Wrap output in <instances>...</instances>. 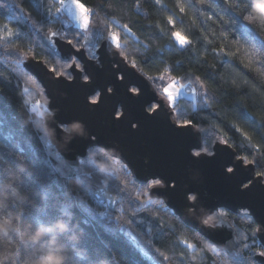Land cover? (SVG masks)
<instances>
[{
  "label": "trees",
  "instance_id": "16d2710c",
  "mask_svg": "<svg viewBox=\"0 0 264 264\" xmlns=\"http://www.w3.org/2000/svg\"><path fill=\"white\" fill-rule=\"evenodd\" d=\"M82 1L93 13V35L106 37L109 32L116 31L122 45L119 50L128 56L126 61L130 65L133 60L137 61L139 72L157 77L167 65L184 88L197 90L195 98L194 94L181 95L176 100L175 120L188 119L194 112H199L198 119L208 131L207 139L219 137L227 140L239 157L258 161L256 172L264 171V141L260 140L264 135L261 127L264 122V48L245 35L249 30L258 39H264V31L261 30L264 13H258L259 9L251 12L253 20L248 24L243 21L240 8L232 11L224 0H207L211 8L197 4L196 0H161L159 5L155 0ZM39 2L0 0V35L5 32V25L19 33L8 41L0 40V194L8 197L5 201L7 207L0 209V217L18 214L20 221L13 220V223L29 233L41 227L51 228L42 243L55 238L63 246L60 254L68 257L67 264H150L144 252L155 256L154 248H160L174 261L183 252L188 257L186 264H224L225 260L231 264V257H225L222 252L219 255L206 250L201 253L203 245L198 244L195 252L186 249L181 239L187 238L195 243L190 237L197 231L184 222L182 226L176 222L166 204L165 207L150 206L135 218L125 212V219L132 218L135 223L128 225L123 220L117 223L115 217L120 215L117 208L123 201L118 188L122 186L121 181H127L129 177L121 167L124 164L121 160L113 158L116 168L120 169L116 171L111 160L101 158V154L111 157L101 148L99 152L90 151L88 159L95 162L99 175L119 177L115 181L103 180L105 186L109 183L114 185L109 193L116 198L115 205H108L94 194L95 190L85 192L86 182L77 176L69 178L66 186L62 183L60 187H49L57 164L55 155L49 156V151L60 153L45 134L44 116L33 112L29 106L30 100L39 98L43 103L49 102V98L39 80L23 64L17 66V60L35 57L61 71L65 62L44 42V33L48 27L65 34H77L81 30L70 21L67 10L56 13L59 6L56 0H43L52 6L53 15L57 17L54 23L45 25L34 7ZM231 2L240 4V0ZM180 4L186 6L184 12H180ZM18 5L31 13L30 19ZM249 11H244L243 15H248ZM168 16L173 17V24L168 23ZM33 21H36L35 27ZM125 24L131 29L130 33L123 28ZM41 26L43 32L38 31ZM172 31L186 35L192 41L191 46L181 48L174 43L170 37ZM197 76L213 96L210 106H201L199 93L205 89L200 88ZM189 80L193 82L189 84ZM151 82L163 95L162 88L167 79ZM25 88L28 92H24ZM42 137L47 138V143ZM69 205L75 207L70 209L71 216L65 217L63 209ZM123 206L128 207L126 202ZM101 212H107L112 218L101 217ZM153 214L159 217V221H152ZM232 222L248 237L238 242L236 250H240L244 257L251 256L255 264H259L254 259V252L264 250V246L257 235L252 234L257 224L234 213ZM58 223L66 226L63 232L56 228ZM173 223H176V230L167 227ZM29 224L31 228L26 229ZM149 228H152L151 233ZM9 236L13 241L18 239L14 231L10 230ZM149 240L151 244L147 243ZM243 243H247L252 251L242 248ZM19 247L23 249L24 260L32 255L36 246ZM192 256L196 258L191 259Z\"/></svg>",
  "mask_w": 264,
  "mask_h": 264
},
{
  "label": "snow or ice",
  "instance_id": "6c2138e0",
  "mask_svg": "<svg viewBox=\"0 0 264 264\" xmlns=\"http://www.w3.org/2000/svg\"><path fill=\"white\" fill-rule=\"evenodd\" d=\"M56 3L59 5L56 7V13H61L64 10L69 11L72 14L73 19L77 22L78 27L82 30L83 38L87 41L85 45H80L79 36L80 33L74 35L71 39H68L64 32L60 30H53L52 27H48L47 31L44 33V39L50 45H55L57 39L60 41H65L67 44L71 45L75 48L76 52L79 53L82 48H86L90 53L88 59L93 60L100 64V57L98 54V49L102 46L101 41H107V47L111 50L112 47L119 50L122 48L120 43L119 35L116 31H111L108 33V36H103L102 34H96L95 39H91L93 33L91 31V17L93 15L92 10L86 7L85 3L82 0H56ZM157 5L161 4V0H155ZM196 3L202 6H207L209 8L212 7L211 4L207 3V0H196ZM224 3L227 4V7L232 11H236L237 8H240V14L242 16L243 21H246L248 24L252 23V13L249 11L248 15H243L244 11L251 10L254 3L258 6V13H264V0H240V4L234 5L231 0H224ZM242 5V8H241ZM194 6V5H193ZM21 12H27V10L18 5ZM37 14L40 19L44 22V24L54 23L57 19L56 16L53 15L52 6L45 4L43 0H40L39 3L34 5ZM185 5L180 4V12L185 11ZM27 18H31V13L27 12ZM206 19H210V17H205ZM167 21L169 24H173V17L168 16ZM33 26H36V21H33ZM5 32L3 35H0V40L8 41L14 36H18L19 33L14 31L12 27L9 25H5ZM123 28L127 30L129 33L131 29L127 24L123 25ZM264 31V26L261 28ZM38 31H44L43 26L38 28ZM246 36L250 37L251 41L259 42L260 47L264 48V39H258L256 35H254L251 31H246ZM170 37L174 39V43H178L181 48L189 47L192 44V41L186 36L182 35L180 31H172L170 33ZM255 49V45H253ZM223 51V49H221ZM120 56L123 57L124 60H128V56L125 55L123 51L120 52ZM25 57H20L17 60V66L23 64L25 61ZM40 62V61H38ZM59 61H57L58 63ZM44 63H47L45 61ZM251 64V60L249 61V65ZM26 67V65H25ZM63 70L58 71L55 67L47 68V72L53 74L55 80H64L68 83L74 84L77 81V75L79 76V81L83 82V85H87L90 81V75L86 71V69L79 63L76 56L72 55L70 59L66 60L63 64ZM132 67H137V61H132ZM71 69L72 71H68ZM143 75L147 76L148 80L158 79L164 81L167 79V84L162 88L163 98L166 101V104L161 102L152 103L147 101L143 104V111L147 117H151L152 119L157 118L162 113L168 120V116L170 112H165V109H170L171 111H175V103L177 97L180 95L181 89L184 87L183 84L177 79L176 76L171 74V71L167 65L163 67L160 75L157 77H153L148 75L147 73H143ZM31 79V78H30ZM124 77L121 76V81H123ZM196 81L200 83V88L205 89L204 83L201 81L200 77H196ZM193 81L189 80V84ZM114 84L113 88H108L106 92H112V97H107L106 99L111 101L114 98L115 102L110 105L108 108V113L111 115L114 121H122L127 120L129 126L133 130H138L140 126V122L133 118V105L135 102H138L140 99V95L142 94L141 90L137 87L129 88L122 84L118 83ZM123 89V92H121ZM24 92H28V89L25 88ZM192 92L195 95L197 94L196 89H192ZM201 97V106L207 107L210 106L209 101L213 100V96L209 95L208 91L205 89L204 91L199 93ZM90 99V104L88 103ZM100 100V94L96 93L95 95H89L86 97L85 104L86 106L93 112L97 111L99 108L98 101ZM145 104L147 107L145 108ZM92 105H96V108H92ZM119 105L120 109L117 108ZM195 109V104L193 105ZM31 109L36 113H47L50 111L48 101H44L43 103L37 101L35 104L31 105ZM42 109V110H39ZM199 112H194L193 116L188 119H180L173 120L170 123L173 129L178 131L182 137L185 147H187V155L194 163H202L207 159L215 158L218 154L219 145H226L228 141L222 138L217 137L216 139L209 140L207 139L208 131L202 126V121L198 119ZM246 118V117H245ZM34 123H36L34 121ZM84 123V122H83ZM254 123V121H253ZM85 124V123H84ZM86 125V124H85ZM199 125V126H198ZM63 129V125L59 126ZM87 127V125H86ZM261 127L264 128V122L261 123ZM47 143V138L42 137ZM88 139L92 142L88 145V152L100 151V146H97L94 142L97 140V137L89 132ZM260 140L264 141V135L260 136ZM107 147V146H104ZM88 152L82 154L80 157L75 159L67 160L62 155L58 153H53L49 151V156L55 155V159L57 164L53 169V174L51 176V186L60 187L63 183V186L67 185V181L69 178L73 176H77L86 182V186L84 187L85 192H93L95 195H103L108 197L109 203L115 205L116 200L109 196V189L114 185L108 184L104 185L103 180L107 179L109 181H115L119 177L115 175L104 174L103 176L99 175L98 169L95 168V162L93 160L88 159ZM101 158L105 160H111V165L115 168L116 171H119V168H116V161L108 157L106 155L101 154ZM243 161L244 165H255L259 166L257 160L248 159L247 157L240 158ZM121 167L126 171L129 179L127 181H121V187L118 188L119 192L123 194L122 204L117 208V211L120 215L115 217L117 223L121 220L128 225H132L135 223L134 219L137 217L139 213L144 212L150 206L156 205L160 207H165V199H160L159 197L162 195L161 189H167L169 193H176V189L179 186L178 180L179 178L173 175H141L136 172L134 168L131 167L129 163H124ZM221 168L223 171V177L225 180L236 184L238 191L244 193H252L259 186L260 181H253L248 178L247 182L245 179L239 178L235 161L233 163H222ZM199 172V170H197ZM256 176L260 178H264V171L256 172ZM91 178V179H89ZM91 184L90 187L87 184ZM131 185V187H130ZM15 191V190H13ZM193 191V190H189ZM187 194H184L182 199H187ZM126 202L128 207L125 208L123 203ZM80 203H83L81 201ZM75 207V205L66 206L63 209V213L65 217L71 216L70 209ZM205 207H207V218L205 220V224L207 229L205 230L201 228L200 232L191 234V239L195 241V243L189 242V239L182 238L181 243L185 246L186 249L196 251L198 244L203 245L205 241H209L212 246L213 255H219L221 252L225 257H231V264H255V261L249 257H244L241 255L240 250L233 251L239 247V241L247 240L248 237L244 235L237 227L235 223L232 222V213L230 210L226 208L225 205H216L212 208H209L205 203ZM172 216L176 218V222L180 223L181 226L183 221L179 216H177V210L174 208L168 209ZM128 212L130 217L125 219L124 213ZM101 217H107L111 219L112 217L108 216L107 212L99 213ZM236 215L241 217H246L252 224H256V220L253 219V210L247 205H241L236 210ZM152 221H159V217L156 215L151 216ZM143 221H141L142 223ZM163 227V225H160ZM122 227V225H121ZM170 230H176V223L168 225ZM226 230H231L226 233ZM149 233L152 232V228L148 229ZM264 231V223L259 222V225L253 228L252 234L255 236L257 232ZM183 236V232H182ZM220 237V238H218ZM147 243L151 244L152 241L149 240ZM242 248L249 249L251 252L252 249L249 248L247 243H243ZM17 252L20 253L21 264L23 262L24 252L21 247L16 249ZM204 248H200V252L203 253ZM154 253L156 254L154 257H150L155 259V264H186L188 257L185 253H181L179 258H176L175 261L173 257L165 255L164 252L160 251V248H154ZM147 255V253H145ZM254 255H258L260 257H264V250H258L254 252ZM195 256H192L191 259H195ZM224 264H228V261L225 260Z\"/></svg>",
  "mask_w": 264,
  "mask_h": 264
},
{
  "label": "water",
  "instance_id": "95a60500",
  "mask_svg": "<svg viewBox=\"0 0 264 264\" xmlns=\"http://www.w3.org/2000/svg\"><path fill=\"white\" fill-rule=\"evenodd\" d=\"M44 42L48 44L45 39ZM107 43V41L103 42L98 50L101 59L99 65L88 59L84 49L77 53L75 48L67 44L66 40L57 39L54 46L48 44L62 61L66 62L74 55L83 63V67L90 75L87 85L79 81L78 75L74 84L64 80H55L53 74L47 72L49 66L41 59L29 57L23 63L24 67L26 65L25 69L39 80L49 98L48 105L54 112V116L47 119L44 117V128L47 126L54 130L55 139L50 138V140L60 155L71 160L88 152V145L92 143L88 139L90 132L97 137L94 142L97 146H100L112 158L129 163L138 174L178 177L179 186L176 193L161 189L162 195L159 198L167 197L166 206L176 209L177 216L192 230L197 232H200L201 228L210 230L207 226L201 225L199 220L208 212L205 203L209 208L225 205L234 214L241 205H247L253 210V218L257 226L259 222L264 223V182L263 178L256 176L255 165H244L241 157L229 143L217 144L219 149L215 158L207 159L202 163H194L187 155V147L184 145L182 135L169 123L175 120L174 111L165 109V112H170L169 122L164 113L152 119L147 117L143 111V104L147 101L166 104L163 95L157 92L154 83L148 80L147 76L120 56L119 50H113L115 57L112 61L106 60L103 48ZM69 71L72 70L69 69ZM121 76L124 77L123 81H121ZM116 83L118 87V83H122L129 90L137 87L142 92L139 101L132 106L133 118L140 122L138 130L131 129L127 120L114 121L107 112L116 98L109 101L105 93L107 97H112L113 93L106 92V90L113 88ZM96 93L100 94L99 108L93 112L86 106L85 100L90 94L95 95ZM88 103L90 104V99ZM91 107L96 108L97 106L92 105ZM117 108L123 110L119 108V105ZM77 122L83 125V135L71 130ZM60 125H63V129L59 127ZM65 141L67 142L66 147H61ZM233 161L239 170V178L245 179L246 182L248 178L260 181V186L254 192L250 194L240 192L236 184L224 179L221 164H230ZM184 194H187L189 198L182 199ZM193 195L196 197L194 202L190 200ZM99 196L108 205H113L109 203L108 197ZM109 196L116 200L110 193ZM229 231L231 230H226V233ZM256 235L264 246V231L257 232ZM150 257L154 256L147 253L146 260L150 264H155V259ZM254 259L259 264H264V257L255 255Z\"/></svg>",
  "mask_w": 264,
  "mask_h": 264
},
{
  "label": "clouds",
  "instance_id": "9594fccd",
  "mask_svg": "<svg viewBox=\"0 0 264 264\" xmlns=\"http://www.w3.org/2000/svg\"><path fill=\"white\" fill-rule=\"evenodd\" d=\"M258 10L256 3L253 4L251 12L255 13ZM253 20V19H252ZM264 23V21H262ZM46 119L53 117L54 112L50 110L47 113H40ZM77 134L83 135V125L78 122L71 129ZM45 134H47L51 139H55L54 130L45 126ZM66 141L64 144H61V147H66ZM6 187H11L7 185ZM8 197L4 194H0V209L7 207L5 201ZM196 197L193 195L190 197L191 201H195ZM207 214L203 217H200L201 225L206 226L205 220ZM21 217L13 214L4 215L0 217V264H21L20 253L16 249L20 245H35L32 255L27 259H24L22 264H67L68 257L60 254L63 251V246L59 245L58 241L55 238H51L46 242L42 243L43 238L47 232L52 231L51 228H37L35 232L29 233L27 230H21L19 224H14L13 220L20 221ZM31 228V225H26V229ZM56 228L63 232L66 226L62 223H58ZM14 231L17 234V241H13L9 236V231ZM203 248L207 252L212 251V246L210 243L205 241L203 243ZM58 249L60 251H58Z\"/></svg>",
  "mask_w": 264,
  "mask_h": 264
},
{
  "label": "flooded vegetation",
  "instance_id": "af4514ba",
  "mask_svg": "<svg viewBox=\"0 0 264 264\" xmlns=\"http://www.w3.org/2000/svg\"><path fill=\"white\" fill-rule=\"evenodd\" d=\"M80 36H79V39H80V45H85L86 43H87V41L86 40H84V38H83V34H82V31H80ZM66 36H69L70 38H72L74 35H76V34H69V32H67V34H65ZM95 37H96V35H93L92 37H91V39H95ZM103 42H105V41H101V45L103 44ZM107 45V44H106ZM105 45V47L103 48V51L105 52V58H106V60H113L114 59V57H115V53H114V51L113 50H115V48L114 47H112L111 48V50H109L108 49V47ZM101 48V47H100ZM99 48V49H100ZM82 49H84L86 52H87V55H88V57H89V55H90V53L88 52V50L86 49V48H82ZM98 49V50H99ZM120 51V50H119ZM121 52V51H120ZM98 54H99V52H98ZM99 57H100V54H99ZM77 58V57H76ZM77 60H78V58H77ZM79 61V63H81V61L80 60H78ZM100 61H101V59H100ZM81 65L83 66V63H81ZM66 129H69V128H67V127H65ZM115 159V158H114ZM116 159H118V158H116ZM118 160H120V159H118ZM263 182H264V179H263ZM233 213V212H232Z\"/></svg>",
  "mask_w": 264,
  "mask_h": 264
},
{
  "label": "rangeland",
  "instance_id": "374dc122",
  "mask_svg": "<svg viewBox=\"0 0 264 264\" xmlns=\"http://www.w3.org/2000/svg\"><path fill=\"white\" fill-rule=\"evenodd\" d=\"M83 2V1H82ZM66 11V10H65ZM67 13H68V16H69V19H70V21L77 27V28H79L78 27V25H77V22L73 19V17H72V14L69 12V11H67ZM68 23V22H67ZM66 23V24H67ZM68 25V24H67ZM79 30H81L80 28H79ZM82 31V30H81ZM181 95H183V96H192L193 95V92L191 91V89H190V87H186V88H182L181 89V92H180V95L177 97V99L176 100H178L179 98H180V96ZM39 102H41V101H39Z\"/></svg>",
  "mask_w": 264,
  "mask_h": 264
},
{
  "label": "built area",
  "instance_id": "2783aa9c",
  "mask_svg": "<svg viewBox=\"0 0 264 264\" xmlns=\"http://www.w3.org/2000/svg\"><path fill=\"white\" fill-rule=\"evenodd\" d=\"M37 101H40V99L38 98L37 100H30V103H29L30 109H31V105L35 104Z\"/></svg>",
  "mask_w": 264,
  "mask_h": 264
}]
</instances>
